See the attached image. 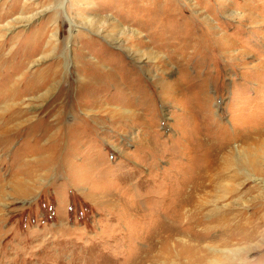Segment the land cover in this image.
<instances>
[{"label": "rangeland", "instance_id": "rangeland-1", "mask_svg": "<svg viewBox=\"0 0 264 264\" xmlns=\"http://www.w3.org/2000/svg\"><path fill=\"white\" fill-rule=\"evenodd\" d=\"M262 214L264 0H0V264H264Z\"/></svg>", "mask_w": 264, "mask_h": 264}, {"label": "bare ground", "instance_id": "bare-ground-1", "mask_svg": "<svg viewBox=\"0 0 264 264\" xmlns=\"http://www.w3.org/2000/svg\"><path fill=\"white\" fill-rule=\"evenodd\" d=\"M112 113V112H111ZM42 162V161H41ZM42 165V164H41ZM219 168H215V170H214V173L217 175V177L220 175V172H218V171H216V170H218ZM195 177H196V180H195V183L197 184V185H199V171H198V173L197 174H195ZM193 187L195 188V184H193ZM182 188L184 189V188H186L185 186L184 187H180L179 188V190H182ZM187 189V188H186ZM196 189V188H195ZM197 190V189H196ZM176 196V195H175ZM183 196H185V195H183ZM174 198V197H173ZM178 198H179V202H180V208H181V210L183 211V212H185V213H188V212H190V211H192L193 209H194V211L195 210H199V200H197V198L198 197H195V198H192V199H190V200H185L184 199V201H181V198H182V196H181V192L179 193V195H178ZM177 202V201H176ZM187 203V204H186ZM173 205H175V203H172ZM186 205H191V207H193V208H189V207H186ZM194 205V206H193ZM176 206V205H175ZM184 208V209H183ZM187 208H189V210L187 209ZM173 209V208H172ZM175 210V209H174ZM173 210V211H174ZM196 213H197V211H195ZM199 213V212H198ZM198 216V215H197ZM236 216V215H235ZM262 216H264V214H262ZM175 217V216H174ZM186 217V216H185ZM187 217H193V215L191 214V212L190 213H188V215H187ZM224 218V217H223ZM230 218V217H229ZM185 220V219H184ZM221 221V220H220ZM223 222V221H222ZM226 224V223H225ZM181 240V239H180ZM179 240V241H180ZM173 253V252H172ZM170 254V253H169ZM174 254V253H173ZM178 262V261H177ZM176 262V263H177Z\"/></svg>", "mask_w": 264, "mask_h": 264}]
</instances>
